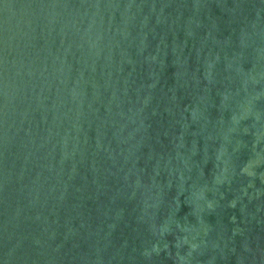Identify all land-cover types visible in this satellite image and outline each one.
Segmentation results:
<instances>
[{
    "label": "water",
    "instance_id": "water-1",
    "mask_svg": "<svg viewBox=\"0 0 264 264\" xmlns=\"http://www.w3.org/2000/svg\"><path fill=\"white\" fill-rule=\"evenodd\" d=\"M0 264H264V0H0Z\"/></svg>",
    "mask_w": 264,
    "mask_h": 264
}]
</instances>
